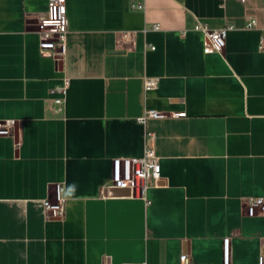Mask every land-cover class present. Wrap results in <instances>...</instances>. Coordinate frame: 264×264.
Returning <instances> with one entry per match:
<instances>
[{
  "label": "crops",
  "instance_id": "crops-1",
  "mask_svg": "<svg viewBox=\"0 0 264 264\" xmlns=\"http://www.w3.org/2000/svg\"><path fill=\"white\" fill-rule=\"evenodd\" d=\"M48 3L0 0V264H222L226 238L233 264H264L246 203L264 198V0H66L59 61L40 54ZM198 22L234 27L223 53ZM146 145L164 182L104 196Z\"/></svg>",
  "mask_w": 264,
  "mask_h": 264
},
{
  "label": "built area",
  "instance_id": "built-area-1",
  "mask_svg": "<svg viewBox=\"0 0 264 264\" xmlns=\"http://www.w3.org/2000/svg\"><path fill=\"white\" fill-rule=\"evenodd\" d=\"M246 3L247 0H238ZM139 10L145 9V5L138 4L135 6ZM69 19L66 11V0H49L48 11L46 17L41 22L40 35V54L43 57L52 58L56 61L61 59L64 52V40L68 32ZM258 27L256 18L250 14L247 15V28L253 29ZM157 29L158 26H155ZM233 26H226L222 29L212 30L206 25L198 22L196 30L202 32L208 44L205 48L207 54L223 53L226 47V39L228 32ZM261 48H264V38L261 41ZM69 81L65 79L64 84L56 88L55 92L59 94L55 103L62 107L66 102ZM157 81L155 79H147L145 82L146 90L155 89ZM184 113H178L175 116L181 117ZM165 115L157 111H147L143 117L139 119L141 123H145L149 118H163ZM11 132L10 123H0V135H7ZM113 177L109 183L103 187L105 192L109 190H128L130 196L147 197L148 190L151 186H160L165 178L161 174L159 158L153 145H146L142 157L115 159L113 161ZM60 205L57 207L60 212L63 211L62 198L63 188L57 186ZM247 212L249 216H256L259 210L264 208V198H250L247 200ZM44 213L50 218V211L53 206L49 200L42 203ZM124 264H147V263H124ZM180 264H190L188 256L181 257ZM222 264H233L230 255V240L224 239V259Z\"/></svg>",
  "mask_w": 264,
  "mask_h": 264
},
{
  "label": "water",
  "instance_id": "water-1",
  "mask_svg": "<svg viewBox=\"0 0 264 264\" xmlns=\"http://www.w3.org/2000/svg\"><path fill=\"white\" fill-rule=\"evenodd\" d=\"M126 191H128V190H126ZM129 192V191H128Z\"/></svg>",
  "mask_w": 264,
  "mask_h": 264
}]
</instances>
